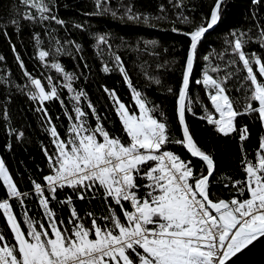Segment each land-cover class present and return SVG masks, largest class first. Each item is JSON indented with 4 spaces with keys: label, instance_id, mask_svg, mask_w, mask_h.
Listing matches in <instances>:
<instances>
[{
    "label": "snow or ice",
    "instance_id": "obj_1",
    "mask_svg": "<svg viewBox=\"0 0 264 264\" xmlns=\"http://www.w3.org/2000/svg\"><path fill=\"white\" fill-rule=\"evenodd\" d=\"M260 2L252 0L254 4ZM18 4L26 11L13 17L10 21L12 25L19 27L21 18L32 22L64 24L63 20L51 14L45 0H18ZM223 4L224 0H215L210 15L184 33L189 46L181 80L177 91L168 89L176 97L175 111L182 139H172L166 121L153 115L157 109L149 107L150 102L132 86L118 55L115 61L132 91L137 111L126 106L114 90L105 91L113 101L127 142L112 136L104 128L91 103L88 108L97 120L94 127L88 126L85 119L87 113L74 106L75 118L68 128L67 140L61 138L54 126L49 128L55 153L45 150L50 174L45 175L43 180L51 199H56L58 188H72L81 200L85 199L86 192L103 189L105 201L111 198V202L119 206L122 218L109 204V215L103 219L111 226L101 227L93 218L91 228L86 227L69 197L60 201L71 209L68 224L72 227L68 229L62 220L56 219L44 187L33 181L39 205L48 220L47 226L40 223L37 227V222L25 211V232L13 214L9 200L0 201V210L15 241L14 245H10L6 237L0 234V264H228L232 256L264 237V136L259 139L255 162L244 161L246 178L232 183L237 196L214 201L209 192V177L214 172L213 158L198 147L186 123V112L195 115L189 89L197 48L205 34L220 21ZM102 7L100 0H97V8ZM33 9L38 16L30 11ZM113 15L116 13L113 12ZM138 18L129 10V19ZM144 19L147 22V17ZM184 20L187 22L188 17H184ZM2 34L8 35L6 26ZM232 35L234 40L230 43L233 53L242 64V71L246 72L243 77L246 83L241 86L247 92L244 111H238L234 106L236 102L227 94L225 85L231 74L223 79L214 78L209 72L215 73L219 69L211 67L204 71L202 79L195 82L207 90L208 100L214 109V113H211L205 108L204 116L199 118L206 119L224 136L238 132L239 140L243 142L248 139L249 130L246 126L237 127L235 121L238 116L255 113L264 125V59L256 53L248 55L243 50L247 33L237 35L234 32ZM258 39L260 47L264 48V27H260ZM36 41L39 44L38 35ZM97 42L106 43L105 37L99 36ZM56 44V52H62L60 42L56 41ZM12 51L16 53L14 45ZM49 55V51H38L41 62H45ZM16 59L31 85L27 90L28 98L38 102L37 110L47 117L45 102L60 99L52 78H48L46 90L41 80L25 69L19 54H16ZM204 59L207 61L209 57L205 56ZM231 63L237 64V61ZM51 67L63 75L66 83L62 86L74 93L71 98L79 104L85 93L75 92L72 87L73 75L65 72L59 63L53 62ZM103 70L108 72L109 68L105 66ZM215 114H218V118ZM69 119L72 120V117ZM48 123L51 124L50 118ZM168 143L181 145L192 157L202 161L207 166V174L197 176L191 161L186 162L165 150ZM138 178L146 181L143 197L138 194L141 188L137 183ZM0 181L9 198L28 195L18 190L3 159H0ZM123 202L130 204V210ZM20 203L23 205V199H20Z\"/></svg>",
    "mask_w": 264,
    "mask_h": 264
},
{
    "label": "trees",
    "instance_id": "obj_2",
    "mask_svg": "<svg viewBox=\"0 0 264 264\" xmlns=\"http://www.w3.org/2000/svg\"><path fill=\"white\" fill-rule=\"evenodd\" d=\"M45 2L51 14L64 21L63 25L54 21L32 22L21 18L17 27L10 21L18 13L22 15L26 9L18 4V0H0V56L4 58L0 60V159L5 162L18 190L28 193L26 197L9 199L7 190L0 181V201L9 200L13 214L25 232V211L37 222V227L40 223L47 226L48 220L33 186V181H36L44 187L45 196L49 198L56 219L62 220L68 229L72 227L68 224L71 209L60 201L69 197L72 198V207L86 227L91 228L93 218L97 219L101 227H110V223L103 219L109 215V204L121 218L122 213L119 206L111 202V198L105 201L103 189L86 192L85 199L81 200L77 191L72 188H58L56 199H51L43 180L45 175L50 174L45 150L55 153L49 128L54 126L61 138L67 140L68 128L75 118L74 106L87 113L86 122L89 127H94L97 120L88 108L91 103L104 128L112 136L127 142L113 101L105 91L114 90L126 106L137 111L132 91L115 61V56L118 55L132 86L150 102L149 107L157 109L153 115L166 121L172 139H182L175 111L176 97L168 89L177 91L179 87L189 46L188 37L184 33L191 31L201 23L202 18L210 15L215 0H100L103 5L100 9L97 8V0ZM129 10L139 18L129 19ZM30 11L39 15L34 9ZM184 17H188L187 22ZM258 25L264 27V0L255 4L252 0H224L220 21L202 38L197 48L189 89V99L195 115L186 112V123L198 147L213 158L215 171L210 179L209 192L214 201L229 200L237 196L232 183L246 178L243 170L245 159L255 162L259 139L264 136V125L257 114H243L236 118L235 123L238 128H248V139L241 142L238 132L228 136L218 133L206 119L199 118L204 116L205 108L211 113H214V109L208 100L207 90L195 81L202 79L204 71L211 67L219 69L215 73L209 72L214 78L223 79L231 74L225 85L227 94L236 102L235 108L243 112L247 92L241 86L246 83L243 79L246 72L242 71V64L233 53L230 42L234 40V32L237 35L247 33L243 50L248 55L256 53L264 59V48L260 47L258 39ZM5 26L7 36L2 34ZM37 35L39 44L36 41ZM99 36H104L106 43H98ZM56 41L60 42V53L56 52ZM13 45L16 53L12 51ZM39 50L50 52L45 62L39 60ZM16 54H19L25 69L33 77L40 79L46 90L49 77L57 88L60 99L44 104L47 117L37 110L38 102L28 98L27 90L31 85L23 75ZM205 56L209 57L207 61ZM233 60L237 64H232ZM53 62L59 63L65 72L73 75L72 87L75 92L85 93L79 104L71 98L74 93L62 86L66 82L63 75L51 67ZM105 66L109 68L108 72L103 70ZM70 116L72 120L69 119ZM215 116L218 118V114ZM49 118L51 124L48 123ZM165 150L173 152L186 162L191 161L197 176L207 174L206 166L192 159L181 145L168 143ZM137 183L141 185L138 194L143 197L146 192L143 185L146 181L138 178ZM20 199H23V205ZM123 203L130 210L129 204ZM0 234L6 237L10 245L15 244L2 210Z\"/></svg>",
    "mask_w": 264,
    "mask_h": 264
},
{
    "label": "water",
    "instance_id": "obj_3",
    "mask_svg": "<svg viewBox=\"0 0 264 264\" xmlns=\"http://www.w3.org/2000/svg\"><path fill=\"white\" fill-rule=\"evenodd\" d=\"M211 30L212 29H210L207 33H209ZM181 133H182V130H181ZM188 155L192 159L200 161L198 158L192 157L190 153H188ZM214 171H215V168H214ZM211 177H209V181ZM228 264H264V237L258 238L257 240L249 244L247 247L243 248L240 252L236 253L234 256H232L229 259Z\"/></svg>",
    "mask_w": 264,
    "mask_h": 264
},
{
    "label": "built area",
    "instance_id": "obj_4",
    "mask_svg": "<svg viewBox=\"0 0 264 264\" xmlns=\"http://www.w3.org/2000/svg\"><path fill=\"white\" fill-rule=\"evenodd\" d=\"M9 199H11V198H9ZM128 203V202H127ZM129 204V203H128ZM129 206H130V204H129ZM130 208H131V206H130Z\"/></svg>",
    "mask_w": 264,
    "mask_h": 264
}]
</instances>
